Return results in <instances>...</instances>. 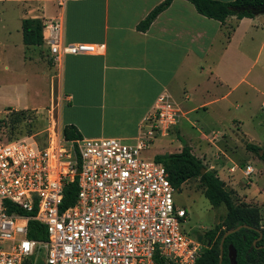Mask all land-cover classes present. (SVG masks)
<instances>
[{"label":"crops","instance_id":"obj_1","mask_svg":"<svg viewBox=\"0 0 264 264\" xmlns=\"http://www.w3.org/2000/svg\"><path fill=\"white\" fill-rule=\"evenodd\" d=\"M4 1L16 7L19 21L17 36L9 32L5 53L19 48L25 61L33 58L27 56L28 51L41 55L53 70L52 84L57 82L58 86L56 119L62 127L75 125L83 137H136L163 94L176 103L183 113L181 119L188 122L191 115L199 116L202 108L218 120L230 110L235 97L246 102L247 115L257 114L254 100L264 96V14L242 18L231 15L222 22L201 14L189 0H173L143 31L138 24L164 0H67L64 11L48 1L0 0ZM60 13L66 43H97L103 48L98 52L68 53L56 61L45 42L24 43L23 19L41 18L44 24ZM254 47L258 49L253 62ZM256 67L259 69L252 76ZM50 101H54L53 90ZM240 116L234 118L239 131L234 132L235 136L213 131V140L203 142L199 154L191 146L192 151L230 185L231 173L239 166L245 169L254 158L258 166L249 176L257 173L258 183L262 184L264 160L246 145L252 143L264 149V144L253 143L241 131L239 125H245V121ZM182 120L170 132L181 133ZM239 186L240 193L232 185L246 200L264 201V187L256 186L252 193V182H240Z\"/></svg>","mask_w":264,"mask_h":264},{"label":"built area","instance_id":"obj_2","mask_svg":"<svg viewBox=\"0 0 264 264\" xmlns=\"http://www.w3.org/2000/svg\"><path fill=\"white\" fill-rule=\"evenodd\" d=\"M41 1L61 11L67 3ZM63 28L62 13L43 24L56 61L103 48L66 43ZM51 116L46 144L36 134L9 140L0 129V264H37L40 256L46 264H195L203 244L182 227L188 212L175 202L178 189L163 162L142 155L180 122L176 103L161 95L132 139H67L54 108ZM252 172L248 164L244 173ZM72 183L76 200L64 206ZM30 220L46 227V239L29 236Z\"/></svg>","mask_w":264,"mask_h":264},{"label":"rangeland","instance_id":"obj_3","mask_svg":"<svg viewBox=\"0 0 264 264\" xmlns=\"http://www.w3.org/2000/svg\"><path fill=\"white\" fill-rule=\"evenodd\" d=\"M17 13L16 7H11L8 1L0 2V129L13 137L38 133L39 140L46 143V136H41V134L46 132L51 123L50 109L54 108L55 116L58 115V86L57 82L52 84L51 75L53 70H50L48 64L41 60L40 54L36 55L32 50L28 51L27 56L31 55L33 58L31 60L28 58L25 61L23 50L19 48L12 53H9V51L7 54L5 53L6 48H4V45L8 42L9 32L13 33L14 38L17 36L16 27L19 22L16 17ZM257 49V47L253 48V62L256 59ZM40 52L43 53L42 50ZM258 69V67L253 69L252 76L255 75ZM51 89L54 95L53 102L50 101ZM263 102V95L255 98L253 110L256 111L257 109V114L249 116L245 112L247 110L246 102L235 97L229 104L230 110H226L221 117H218V120L209 117V114L202 108L199 116L193 114L189 117L190 122L181 119L183 121L181 133L175 130L171 131L169 135L157 136L150 146L143 151L142 155L146 159H154L157 154L177 152L182 149L183 139L193 147L195 154H199L198 148L201 144L213 140V131L226 134L228 137L235 136L234 132L238 133L239 131L234 123V118L239 119L240 115L244 117L240 116V119L245 121V125H239L241 131H244L253 143L264 144ZM32 106L39 109L27 111V116L24 119H19L16 122L8 119L11 112L16 110L15 108ZM242 113L244 114L242 115ZM204 116L209 119L203 118ZM5 117H7L5 120L8 121L1 122V118ZM20 137L23 136L15 138ZM255 155L258 156L257 153ZM250 163L255 169L258 166V162L254 158H250ZM209 165L207 163L206 166L209 167ZM226 171L229 172L228 169ZM243 171L244 167L239 166L235 172L231 173L233 174L232 177H229L231 184L237 188L239 193L242 191L239 186L240 182H252L253 190H250L252 193L257 188L256 186L264 187V183H258L260 180L257 173L245 176ZM227 184L228 187L234 189L229 182ZM177 189L175 202L177 205L186 208L188 212L186 223H183L182 227L191 236L196 238L198 234L205 236L207 232L215 230L218 224L224 222L228 212L226 206L222 204L216 207L210 203L205 195V187L199 178L189 179ZM234 190L241 201L264 207V201L257 202L254 199L248 201L236 189ZM261 216L264 225V208H262Z\"/></svg>","mask_w":264,"mask_h":264},{"label":"trees","instance_id":"obj_4","mask_svg":"<svg viewBox=\"0 0 264 264\" xmlns=\"http://www.w3.org/2000/svg\"><path fill=\"white\" fill-rule=\"evenodd\" d=\"M173 0H164L156 6L139 24L140 30L146 31L155 18L166 9ZM196 9L203 15L224 22L227 17L237 15L238 17L255 16L256 13L252 10L239 11L238 8L244 6H252L257 10L264 8V0H189ZM23 40L27 45H41L43 40V20L41 18L28 17L23 19ZM29 110H15L10 114V120L16 122L19 119H24ZM1 118V122L8 121ZM11 122V121H9ZM7 139L11 140L15 137L32 135L23 134L12 136L3 132ZM63 133L67 139L83 137L78 128L73 125H65ZM37 135V134H36ZM46 136V132L41 134ZM37 137H40L37 135ZM184 140L182 149L177 152H169L157 154V161H161L166 166L171 182L175 187L179 188L183 183L192 178H199L205 187V195L213 206L224 204L228 210L224 222L218 224L213 231H209L205 235L203 241V249L196 260L195 264H219L221 253V240L225 231L230 228H235L239 225L246 224L247 227H242L238 231L228 235L224 241V257L222 264H230L229 246L234 245L237 249L238 264H264V225L262 224V216L260 207L251 202L241 201L237 192L228 187L226 182L216 174L215 171L208 169L201 158L195 155L192 147ZM42 142V141H41ZM43 144H46L43 142ZM253 150L259 158L264 160V149L248 143L246 145ZM263 149V153H260ZM206 168V172L202 173V169ZM64 206L73 204L78 194V186L76 183L69 184L65 192ZM29 236L34 239H46V227L36 221L29 222ZM262 234V235H261ZM257 240L255 246L253 242ZM260 246V247H259ZM157 264H172L162 258H156Z\"/></svg>","mask_w":264,"mask_h":264},{"label":"water","instance_id":"obj_5","mask_svg":"<svg viewBox=\"0 0 264 264\" xmlns=\"http://www.w3.org/2000/svg\"><path fill=\"white\" fill-rule=\"evenodd\" d=\"M239 11H245V10H252L256 13V15L258 14H264V8L261 9V10H257L256 8L252 7V6H244V7H240L238 8ZM261 153H263V150H261ZM206 168L204 167L202 169V173L206 172ZM247 227L248 225L246 224H243V225H239L235 228H230L228 230L225 231L224 235L222 236V240H221V253H220V261H219V264H222V261H223V257H224V249H223V244H224V241L226 239V237L236 231H238L239 229H241L242 227ZM262 235V234H261ZM197 239L200 241V242H203V235L202 234H199ZM257 240L256 239L254 242H253V246L256 245L257 243ZM229 257H230V264H238V261H237V255H238V252H237V249L235 248L234 245H230L229 246ZM37 264H46V261L43 257H39L38 261H37Z\"/></svg>","mask_w":264,"mask_h":264},{"label":"flooded vegetation","instance_id":"obj_6","mask_svg":"<svg viewBox=\"0 0 264 264\" xmlns=\"http://www.w3.org/2000/svg\"><path fill=\"white\" fill-rule=\"evenodd\" d=\"M199 235V234H198ZM198 237V236H197ZM205 240V236H203V241ZM262 246H264V245H262ZM260 247V246H259Z\"/></svg>","mask_w":264,"mask_h":264}]
</instances>
